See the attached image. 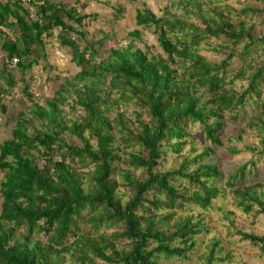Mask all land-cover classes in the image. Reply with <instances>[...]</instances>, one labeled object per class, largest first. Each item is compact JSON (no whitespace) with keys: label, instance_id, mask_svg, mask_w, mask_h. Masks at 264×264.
<instances>
[{"label":"trees","instance_id":"16d2710c","mask_svg":"<svg viewBox=\"0 0 264 264\" xmlns=\"http://www.w3.org/2000/svg\"><path fill=\"white\" fill-rule=\"evenodd\" d=\"M166 1L159 15L140 2L133 16L139 27L96 61L92 43L76 40H84L83 24L93 15L59 1L29 0L31 19L20 0H0V77L8 87L14 81L3 61L16 56L19 70L30 68L32 46L43 54V36L54 27L80 67L43 106L20 113L0 144V264H165L162 258L190 264L198 235L209 230L205 212L217 206L229 219L231 211L219 205L227 193L235 207L247 213L256 205L253 213L264 218L261 183H236L254 173V161L219 187L209 157L222 144L217 131L226 119L243 120L249 105L254 110L239 132L255 131L249 149L264 154V59L249 56L261 36L252 32L255 20H244L248 12L264 20V0H256L259 8ZM141 28L152 31L154 44L143 42ZM201 44L222 57L207 59ZM235 55L239 63L231 66ZM194 129L204 140L199 151ZM225 150L239 153L232 144ZM167 156L176 167H162ZM229 225L235 228L232 219ZM236 232L264 252V233ZM218 241L215 235L207 241L203 264L221 259Z\"/></svg>","mask_w":264,"mask_h":264},{"label":"rangeland","instance_id":"374dc122","mask_svg":"<svg viewBox=\"0 0 264 264\" xmlns=\"http://www.w3.org/2000/svg\"><path fill=\"white\" fill-rule=\"evenodd\" d=\"M59 1L62 5L76 6L77 10L88 13L89 16L86 24H83V29L74 24L72 21L65 19L76 30L84 31L82 39L76 38L79 46L85 42L92 43V47L96 54L93 59L98 60L107 56L110 47H116L119 44L127 43V32L136 26L134 24V8L139 6L140 2H144L152 12L159 15L162 12L166 0H52ZM224 3L234 6L235 8L250 5L252 7H260L261 5L256 0H220ZM22 6L28 11L29 18L35 17V8L28 2L22 3ZM117 7H121V14L115 17L114 13ZM120 9V8H119ZM251 12L247 13L244 18L245 25H249L251 20H255L252 32L255 35L261 36V42H253L250 49H255L249 56L255 59H264V20L260 15L250 16ZM250 16V19H248ZM6 32V31H5ZM8 37H13L10 31H7ZM59 29L52 28L51 35L43 36L44 48L43 54L32 46V58L35 62L30 68L21 71L17 68L5 71L12 77L14 85L8 87L4 78L0 77V144L3 140L10 138V130L14 127V122L20 113L28 114L30 109H34L35 105L43 106V101L51 97L53 91L66 80H71L72 75L76 73L80 67L74 65L70 61L69 48L61 46L58 39ZM71 35H74L71 33ZM141 38L143 42L154 44L155 38L152 31L141 28ZM212 42L215 41L211 38ZM100 42V44L98 43ZM136 45L142 47V42H136ZM242 43L236 45L237 53H241ZM199 53L204 55L209 60H218L222 54L215 52L212 48L199 46ZM231 66H237L239 60L235 55L231 59ZM2 68V67H1ZM23 72V73H22ZM74 82V81H73ZM27 86L26 92L30 95L28 97L23 89V85ZM237 87V86H236ZM264 88V84L262 86ZM65 109V108H64ZM247 109V110H246ZM66 110V109H65ZM246 112L243 120L234 121L226 119L220 131H217L218 138L222 141L221 145H214L210 153V159L217 166L219 176L217 177L218 186L223 187L224 182L233 170L248 160L254 161V173L248 172L242 179H236L237 184H251L254 182L261 183V190L264 191V154L257 156L256 151H251L249 147L253 143H257V136L255 131H249L246 128L239 132L243 121L252 114L253 108L251 105L245 108ZM127 113L131 111V106L127 107ZM34 124L36 120H34ZM39 125L37 124V128ZM240 133V134H238ZM191 135L195 137V146L199 151L203 145V136L198 129L191 130ZM239 135V137H235ZM76 144H79L77 139L72 138ZM229 139V140H228ZM232 144L239 149V153L231 155L225 147ZM187 148V146H185ZM164 169H171L176 167V161L171 156H167L166 161L162 162ZM91 167V166H90ZM87 169V168H86ZM86 169H83L85 171ZM157 169H159L157 167ZM137 173V172H136ZM3 173L0 170V179ZM177 180H172L177 183ZM122 190V189H121ZM264 201V195L262 197ZM1 201V198H0ZM223 210L231 211L228 215L232 219L234 227L243 232H251L253 234H263L264 218L261 213L254 214L258 209L254 205L253 210L247 213L235 207L232 204L230 194L225 195L224 203H221ZM193 208V206H189ZM188 207L185 206V209ZM183 209L182 211H185ZM204 221L206 227L209 228L207 232L200 233L196 240V248L189 253L188 262L190 264H203L201 255L208 249L207 241L212 235L218 237V247H220L217 256L221 259L214 260L212 264H264V252H261L256 245L251 244L248 240L241 239L236 229L229 225V219L224 218L217 210V206H212L208 212L204 214ZM165 264H174L178 260L175 258L160 259Z\"/></svg>","mask_w":264,"mask_h":264},{"label":"built area","instance_id":"2783aa9c","mask_svg":"<svg viewBox=\"0 0 264 264\" xmlns=\"http://www.w3.org/2000/svg\"><path fill=\"white\" fill-rule=\"evenodd\" d=\"M20 2L26 3V2H29V0H20ZM17 61H18V58L16 56H11L10 58L5 59L3 61L4 62V67L6 69H13V68L16 67Z\"/></svg>","mask_w":264,"mask_h":264},{"label":"clouds","instance_id":"9594fccd","mask_svg":"<svg viewBox=\"0 0 264 264\" xmlns=\"http://www.w3.org/2000/svg\"><path fill=\"white\" fill-rule=\"evenodd\" d=\"M3 63H4V62H3ZM3 66H4V64H3ZM16 66H17V64H16ZM4 68H5V67H4ZM15 68H16V67H15ZM15 68H13V69H15ZM13 69H6V68H5L6 71H10V70H13Z\"/></svg>","mask_w":264,"mask_h":264}]
</instances>
